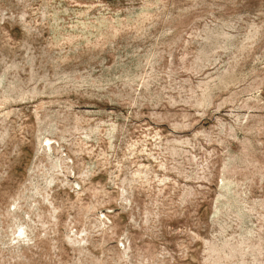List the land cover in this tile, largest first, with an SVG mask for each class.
<instances>
[{
  "label": "rangeland",
  "instance_id": "374dc122",
  "mask_svg": "<svg viewBox=\"0 0 264 264\" xmlns=\"http://www.w3.org/2000/svg\"><path fill=\"white\" fill-rule=\"evenodd\" d=\"M0 264H264V0H0Z\"/></svg>",
  "mask_w": 264,
  "mask_h": 264
}]
</instances>
